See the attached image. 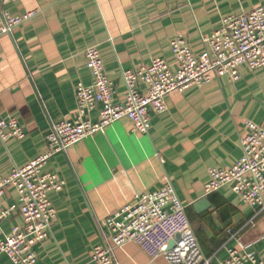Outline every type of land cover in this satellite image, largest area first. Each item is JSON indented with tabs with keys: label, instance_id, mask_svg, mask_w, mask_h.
I'll return each mask as SVG.
<instances>
[{
	"label": "crops",
	"instance_id": "obj_1",
	"mask_svg": "<svg viewBox=\"0 0 264 264\" xmlns=\"http://www.w3.org/2000/svg\"><path fill=\"white\" fill-rule=\"evenodd\" d=\"M264 0H17L5 7L13 16L35 15L0 42V121L17 119L22 140L0 139V178L25 167L47 151L53 124L74 117L75 88L91 85L84 52L98 46L116 102L126 95L123 70L164 59L177 63L171 42L182 36L203 53V37L211 36L223 19L254 11ZM231 82L215 78L167 97L168 109L149 114L147 134L135 132L128 119L52 157L44 171L66 182L51 192L57 212L52 234L36 247V264H95L93 248L106 244L103 221L132 204L136 197L171 183L186 207L189 221L207 259L222 263L233 234L264 262V212L241 202L225 187L207 195L212 169H228L243 156L241 136L246 121L264 127V68L240 70ZM91 118L98 120L96 112ZM208 198L212 207L197 213L194 204ZM10 188L4 207L18 206ZM17 210L2 224L0 235L23 226ZM117 264H165L150 260L135 243L115 248ZM0 264H14L0 256Z\"/></svg>",
	"mask_w": 264,
	"mask_h": 264
},
{
	"label": "built area",
	"instance_id": "obj_2",
	"mask_svg": "<svg viewBox=\"0 0 264 264\" xmlns=\"http://www.w3.org/2000/svg\"><path fill=\"white\" fill-rule=\"evenodd\" d=\"M17 0H0L1 37L12 33L29 21L35 12L13 16L5 7ZM205 51L197 53L182 36L171 42L177 67L164 59L134 70H123L127 92L116 102L117 90L109 78L98 46L84 54L91 74V85L79 83L75 88L77 111L52 126L46 138L47 151L25 167H15L7 178H0V231L2 224L17 210L23 226H15L8 235H0V256H8L14 264H36V247L49 239L57 212L51 192H62L66 182L56 174L44 171L50 159L65 153L85 139L102 132L112 124L128 119L135 132L147 134L149 114L167 111V97L182 93L192 86L203 87L215 78L227 77L231 82L241 78L243 67L251 71L264 68V4L254 11L223 19L222 26L211 36L203 37ZM96 112L98 120L91 115ZM25 130L17 119L0 121V139L22 140ZM243 156L231 168L210 171L205 186L207 195L225 187L258 214L264 212V127L246 121L241 136ZM10 188L18 193V206L4 207L2 200ZM108 241L93 248L95 264H117L113 251L128 243L137 244L150 258L162 256L165 264H264L253 244L244 243L237 234L236 245L227 247V258L214 263L204 256L197 235L189 221L186 207L169 182L162 189L136 197L135 201L107 217L103 223ZM177 236L179 239L177 240ZM175 241L169 250V243Z\"/></svg>",
	"mask_w": 264,
	"mask_h": 264
},
{
	"label": "water",
	"instance_id": "obj_3",
	"mask_svg": "<svg viewBox=\"0 0 264 264\" xmlns=\"http://www.w3.org/2000/svg\"><path fill=\"white\" fill-rule=\"evenodd\" d=\"M212 207V204L208 198H203L202 200L198 201L196 204H194V209L197 213L205 212L206 210L210 209ZM179 239V236L176 238ZM175 241H171L169 243V250L174 248Z\"/></svg>",
	"mask_w": 264,
	"mask_h": 264
}]
</instances>
